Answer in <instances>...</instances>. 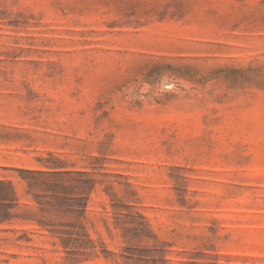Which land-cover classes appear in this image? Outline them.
<instances>
[{
    "label": "rangeland",
    "instance_id": "374dc122",
    "mask_svg": "<svg viewBox=\"0 0 264 264\" xmlns=\"http://www.w3.org/2000/svg\"><path fill=\"white\" fill-rule=\"evenodd\" d=\"M0 182V264H264V0H0Z\"/></svg>",
    "mask_w": 264,
    "mask_h": 264
},
{
    "label": "trees",
    "instance_id": "16d2710c",
    "mask_svg": "<svg viewBox=\"0 0 264 264\" xmlns=\"http://www.w3.org/2000/svg\"><path fill=\"white\" fill-rule=\"evenodd\" d=\"M52 175L55 176L56 178H59L62 176V174L60 173H54ZM76 175L81 177L84 174L81 172H78ZM79 185L75 187L77 188L79 187ZM32 186L34 185L31 183H27V187L29 189L32 188ZM92 187H93V183H92V186H90V190L92 189ZM0 188H1L0 189V206L8 209L11 207L10 205H12V202L15 201L13 189L11 188V184L9 183L6 184L3 182H0ZM45 189L46 190L44 191V194H45V198H47V201L43 203L37 201V204L39 205V210L41 212H54V213L61 212V209H62L61 203L65 200V197H63L61 194V190H64L63 187L58 183L56 184L53 183L52 185L45 186ZM77 200L78 201L81 200V197H78ZM71 212H74V210H71ZM5 213H7V210ZM53 233L58 236L59 242L64 250H66L70 245H73L74 242L78 240L77 239L78 234L73 231L60 230V231H56Z\"/></svg>",
    "mask_w": 264,
    "mask_h": 264
}]
</instances>
